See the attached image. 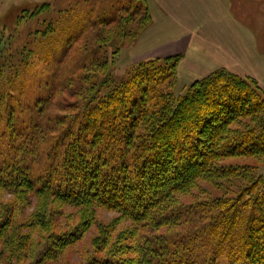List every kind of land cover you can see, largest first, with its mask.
<instances>
[{
  "label": "trees",
  "instance_id": "trees-1",
  "mask_svg": "<svg viewBox=\"0 0 264 264\" xmlns=\"http://www.w3.org/2000/svg\"><path fill=\"white\" fill-rule=\"evenodd\" d=\"M151 20L146 1L128 4L101 20L92 41L76 36L81 49L113 46L112 57L77 67L62 87L76 94L75 121L50 122L42 99L12 108L16 92L0 85V191L13 197L1 207L0 263L24 264L28 250L26 264H46L105 208L134 228L113 234L106 226L97 250L116 245L119 256L89 264H264V90L221 68L177 94L179 55L135 62L115 80L120 45ZM9 41L0 33V84L13 74ZM30 198L35 211L21 220ZM62 205L81 213L63 232L52 228ZM181 225L192 229L159 238L139 232Z\"/></svg>",
  "mask_w": 264,
  "mask_h": 264
},
{
  "label": "rangeland",
  "instance_id": "rangeland-1",
  "mask_svg": "<svg viewBox=\"0 0 264 264\" xmlns=\"http://www.w3.org/2000/svg\"><path fill=\"white\" fill-rule=\"evenodd\" d=\"M150 9L151 23L146 26L143 32L135 41H127L120 45L121 50L115 58L110 73L117 81L127 78L133 61V56L138 53H147L148 58L145 61L155 58H165L167 55H173L180 50L182 65H185V53L192 60L199 62L207 54L208 50L216 47L214 45H205L199 47L196 45L194 50H187L185 38L179 35L176 28L172 27V13L174 11L164 0H145ZM144 0H0V33L9 39L8 48L13 58V63H8L9 70L13 69L10 82L1 81V88L9 93L13 88L16 92L12 108L31 107L34 100L42 99L45 104L43 114L50 122L54 117L67 116L76 120L77 98L74 91L62 90L65 82L76 75L77 67L88 63L96 56L112 57V46L106 51L96 48L88 50L80 48L81 42L76 44V36L82 34V38L90 37L92 41L95 27L105 19H113L117 16L119 10L130 4L133 8L145 3ZM224 9L232 15L242 26L243 30L256 29L264 34V8L260 7L259 0H220ZM209 2L202 0L201 10L196 11L193 18L198 20V29L202 26L207 27V16L211 10L208 9ZM174 13V12H173ZM135 27V25H133ZM247 30H246V29ZM233 29V28H232ZM138 30V29H137ZM194 30V31H197ZM200 34L201 32L199 30ZM198 33V32H196ZM261 33V34H262ZM236 35L232 36L235 38ZM264 39V37H262ZM5 46V45H2ZM261 53L264 56V46L261 47ZM260 48V49H261ZM201 49L202 53L198 51ZM189 51V52H187ZM195 51V52H193ZM20 54V55H19ZM18 58H15L17 57ZM25 55V58H23ZM145 55H143L144 57ZM6 57V56H5ZM15 58V59H14ZM61 59V60H60ZM22 60V62L20 61ZM60 60V61H59ZM18 61V62H17ZM251 63L252 60L249 59ZM181 64L177 68V84L175 93H186L190 83V78L185 75V67ZM11 66V67H10ZM243 66V64H242ZM234 73V72H232ZM236 74V73H234ZM239 75V74H237ZM241 76V75H239ZM245 77V76H242ZM246 78H253L247 76ZM255 79V78H254ZM256 80V79H255ZM258 83L259 81L256 80ZM260 85V83H259ZM261 86V85H260ZM262 87V86H261ZM263 89V88H262ZM264 90V89H263ZM12 91V90H11ZM20 105V106H19ZM75 106V107H74ZM25 109V108H24ZM28 110V109H27ZM33 110V108H32ZM26 113V112H25ZM34 113V110H33ZM254 161V160H248ZM259 173L264 177V166L259 168ZM12 196L0 191V214H2V204L12 200ZM27 206H22L18 210L20 219L27 218L35 211L36 199ZM57 206H54L53 209ZM59 212L53 217L52 228L55 231H68L80 221V211L73 206L62 205L58 207ZM95 219L87 225H84L82 235L64 248L63 251L54 258L48 259L46 264H89L95 258L115 257L119 247L106 246L101 244L103 249L98 251L97 236L104 232L106 226L112 230L113 234L121 231H131L134 226L131 221L122 220L119 213L105 208H96L94 210ZM20 213V214H19ZM72 229V230H73ZM192 228L181 225L175 230L165 229L163 227L156 229H143L144 238L160 237L173 233L187 235ZM144 231V232H142ZM24 233H29L28 229H23ZM134 235V234H133ZM132 240L126 242L131 244ZM29 251H22L20 259L26 264ZM52 254L51 256H54ZM134 256V252H129L128 256ZM19 258V256H17ZM227 263L224 256L219 257V263ZM3 264V263H0Z\"/></svg>",
  "mask_w": 264,
  "mask_h": 264
},
{
  "label": "crops",
  "instance_id": "crops-1",
  "mask_svg": "<svg viewBox=\"0 0 264 264\" xmlns=\"http://www.w3.org/2000/svg\"><path fill=\"white\" fill-rule=\"evenodd\" d=\"M174 11L172 13V27L176 28L179 35L185 38L187 50L190 51L205 45H214L208 50V54L199 62L192 60L185 53V75H188L190 81L202 78L216 69H226L241 76H250L259 81L264 89V56L261 53L264 46V34L256 29L243 30L236 20L234 13L232 15L224 9L220 0H205L209 2L208 9L211 10L207 16V27L202 26L198 29V20L193 18L196 11L201 10L202 0H164ZM260 1V7L263 10L264 0ZM174 12V13H173ZM233 28V29H232ZM197 30V31H194ZM198 32V33H196ZM262 33V34H261ZM236 35L235 38L232 36ZM261 48V49H260ZM198 51H201L199 49ZM169 56L183 55L180 50ZM189 52V51H187ZM195 52V51H193ZM203 54V53H202ZM143 55H145L143 57ZM147 53H138L133 56L134 62H139L148 58ZM166 57V56H165ZM160 58V57H158ZM249 59L252 62H249ZM243 64V66H242Z\"/></svg>",
  "mask_w": 264,
  "mask_h": 264
}]
</instances>
